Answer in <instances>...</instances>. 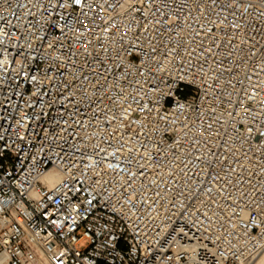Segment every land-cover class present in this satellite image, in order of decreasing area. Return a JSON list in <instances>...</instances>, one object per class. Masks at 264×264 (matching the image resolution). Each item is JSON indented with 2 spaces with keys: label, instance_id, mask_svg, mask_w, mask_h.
Listing matches in <instances>:
<instances>
[{
  "label": "built area",
  "instance_id": "1",
  "mask_svg": "<svg viewBox=\"0 0 264 264\" xmlns=\"http://www.w3.org/2000/svg\"><path fill=\"white\" fill-rule=\"evenodd\" d=\"M263 249L264 0H0V264Z\"/></svg>",
  "mask_w": 264,
  "mask_h": 264
},
{
  "label": "bare ground",
  "instance_id": "2",
  "mask_svg": "<svg viewBox=\"0 0 264 264\" xmlns=\"http://www.w3.org/2000/svg\"><path fill=\"white\" fill-rule=\"evenodd\" d=\"M60 179V175L57 172L51 171L45 176V180L49 182V184H53L57 182ZM1 261V259H0ZM36 264V263H35ZM37 264H42V263H37ZM250 264H264V249L257 255L255 256Z\"/></svg>",
  "mask_w": 264,
  "mask_h": 264
},
{
  "label": "rangeland",
  "instance_id": "3",
  "mask_svg": "<svg viewBox=\"0 0 264 264\" xmlns=\"http://www.w3.org/2000/svg\"><path fill=\"white\" fill-rule=\"evenodd\" d=\"M87 244V242L86 241H82L81 243H80V246L81 247H84L85 245ZM37 263H42V264H49L47 261H45L44 259H41L39 262H37ZM36 263V264H37Z\"/></svg>",
  "mask_w": 264,
  "mask_h": 264
}]
</instances>
